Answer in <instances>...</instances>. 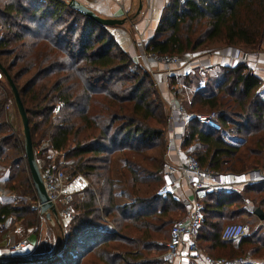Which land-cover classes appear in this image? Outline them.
<instances>
[{"label": "trees", "instance_id": "16d2710c", "mask_svg": "<svg viewBox=\"0 0 264 264\" xmlns=\"http://www.w3.org/2000/svg\"><path fill=\"white\" fill-rule=\"evenodd\" d=\"M69 1L0 0V62L18 88L36 156L45 157L46 165L48 151H57L63 161L58 165L71 168L69 182L79 175L89 181L70 201L73 218L59 245L48 255L31 256L44 260L0 259V264H163L165 259H147L152 251L165 255L173 218L183 206L171 194H138L137 185L164 181L166 101L110 26ZM263 43L264 0H168L144 50L181 55L220 44L251 50ZM222 69L219 78H208L185 102L192 113L216 112L222 131L193 118L182 146L193 145L200 164L221 174H263L264 82L245 61ZM183 81L189 86L193 79ZM6 93L0 92V167L9 171L5 187L14 202H0V222L12 218L29 229L40 224L38 197L24 132L14 130L5 110ZM118 184L130 190V202L117 203ZM247 201L264 212V181L204 196L197 237L203 252L219 257L217 251L229 249L231 258H264V226L236 246L221 238L228 221L255 217Z\"/></svg>", "mask_w": 264, "mask_h": 264}, {"label": "built area", "instance_id": "2783aa9c", "mask_svg": "<svg viewBox=\"0 0 264 264\" xmlns=\"http://www.w3.org/2000/svg\"><path fill=\"white\" fill-rule=\"evenodd\" d=\"M122 1V0H118ZM141 58L149 60H157L165 68L153 69L149 67L152 77L165 75L166 77L177 76L181 63L193 62L196 60H183L179 55H157L154 52H145L142 45ZM237 59H241L239 55ZM140 58V56H138ZM137 58V59H138ZM136 59V60H137ZM179 75V74H178ZM158 83L161 82L156 78ZM63 104V102H60ZM195 118L198 122L215 131H222V126L217 118V113L212 111L209 113H190L186 108L175 100L169 102V136L176 137L177 128H182L183 133L189 120ZM173 137L170 138L172 140ZM169 140V141H170ZM171 142V141H170ZM178 160L176 162L167 163L165 173L169 181L165 183L158 191L157 195L166 197L172 192V187L179 182L184 184L191 195L188 200V210L184 218L174 221L171 227L170 239L167 242V252L165 253L166 264H174L176 259L182 258L181 251H187V259L193 260L200 264H264V260H254L249 257L223 258L214 257L203 252L197 242L200 227L204 219V203L203 198L206 194L214 192L233 193L239 191V185L258 183L264 181V173L257 176V172L244 175H225L218 171L202 167L198 161L191 146L175 149ZM68 163L64 162V166ZM41 175L43 178L46 192L50 202L56 208L55 216L63 223L62 227H68L69 222L73 218V209L70 205V198L66 191V172L63 166H59L58 162L51 161L46 165L39 163ZM248 177L245 179V177ZM66 204L64 209H59V204ZM37 209L41 212V204L37 202ZM51 211V210H50ZM42 213V212H41ZM46 214V213H42ZM251 235L250 229L245 224H228L222 231L221 238L224 241L237 243ZM26 249V241L21 240L9 246L11 252H22Z\"/></svg>", "mask_w": 264, "mask_h": 264}, {"label": "crops", "instance_id": "0c3cea01", "mask_svg": "<svg viewBox=\"0 0 264 264\" xmlns=\"http://www.w3.org/2000/svg\"><path fill=\"white\" fill-rule=\"evenodd\" d=\"M82 4L94 10L99 16L103 18H119L124 19L125 22L123 25H116L110 27V31L114 34H119L118 38H122L118 40V43L121 47L128 51L132 57L135 59L137 55H141V46L143 41H147L154 35V32L159 23V19L162 13L164 6L167 4L168 0H78ZM129 35L125 34L127 31ZM132 33L133 35H131ZM115 36V35H114ZM117 36V35H116ZM242 55V54H241ZM244 61L253 70L255 74H257L264 82V52L258 53V56L250 58L245 54ZM229 57V56H228ZM226 57L225 61L222 55L215 56L213 59H201L197 61V64L200 62L202 65L203 62H210V65L214 67L211 69L214 71V77H217L220 72V67L223 65H230V58ZM243 57V55H242ZM145 59L144 57H142ZM232 59V58H231ZM145 60H143L144 62ZM224 61V62H223ZM146 62V61H145ZM223 62V63H222ZM230 62V63H229ZM222 63V64H221ZM155 66L164 67L162 64H154ZM210 70V69H208ZM160 91L165 99V101H171L175 99V95L170 91L169 82L164 79L161 80ZM183 129L177 128L176 137L169 136V140L173 137L172 145L179 146L182 143ZM173 149V148H172ZM175 150V149H174ZM58 155L57 151L49 150L48 158H54V156ZM178 160L177 152L171 151L168 154V161L176 162ZM249 174V173H247ZM230 175V174H229ZM233 175V174H232ZM9 171L5 168L0 167V182L8 179ZM248 177L246 176L245 179ZM169 181L167 174L164 170V182L167 183ZM89 181L82 175L76 177L73 181L66 183V191L69 195L70 200L75 194L81 195V191L88 185ZM244 186L239 185V190H241ZM117 188V187H116ZM172 193L176 196L178 200L187 201L191 198L190 192L188 188L179 182L175 183L172 187ZM115 199L118 204H125L130 202L126 192L123 189H119L115 191ZM127 199V200H125ZM248 209V208H247ZM249 210V209H248ZM250 211V210H249ZM255 210L252 211L254 213ZM254 215L258 218L259 223H264V220H261L255 213ZM49 219L51 217H48ZM47 219V218H46ZM48 222V220H46ZM10 222H12V218H9L6 222L1 223V228L8 229L4 234V242L11 243L13 241H17L18 239H22L26 241V249L20 253V256L31 257L34 255H46L49 254L52 250H54L62 238V230L61 226L57 222H52V227H56V230H52L55 234L52 237V233L50 231L44 230L45 224H41L39 228V232L37 231L38 227L25 229L19 223L13 225L11 227ZM69 225V224H68ZM8 236V237H7ZM233 243V242H232ZM238 243V242H237ZM13 244V243H12ZM5 245V244H4ZM206 253V252H205ZM182 258L176 259L174 264H200L187 259V251H181ZM9 252L5 248H0V256H7ZM254 260L252 256H249ZM264 260V259H262ZM166 264V260L164 262Z\"/></svg>", "mask_w": 264, "mask_h": 264}, {"label": "rangeland", "instance_id": "374dc122", "mask_svg": "<svg viewBox=\"0 0 264 264\" xmlns=\"http://www.w3.org/2000/svg\"><path fill=\"white\" fill-rule=\"evenodd\" d=\"M125 34L129 35V32L127 31ZM130 34L133 35L132 33H130ZM114 35H115L114 37L116 38L117 41L119 39H122V38H118L119 37V34H114ZM142 45H145V41H143ZM142 48H141V50H142ZM260 52H264V43L261 45L260 48L251 49V50L250 49H240L238 47H232V46H227V45L220 44V45L214 46V47L213 46L212 47H208V48L207 47H203V48H199L198 50H195V51H187V52L179 55L183 60H193L194 59L196 61H193V62H187L186 61V62L181 63L180 66H177V67H179V70L176 72L177 76L175 78L178 80V83L175 85L174 89H172L171 86H170V91L172 92V94H174L176 96L174 100L177 101L178 103H181L186 108V110H187V107H186V103L185 102L186 101L188 102L191 99V95L193 94V92L195 91V89L198 88L199 86L200 87L203 86L205 84V82L207 81L208 78H211V79L216 78V77H214L215 76L214 75V71L211 70V69H214V67L210 65V62H206V63L203 62V64L201 65L200 62L197 64V61H200L201 59H203V60L213 59L215 56L222 55L223 58H224V61H225V58L229 56L228 58H230L231 64H232L233 62H237L238 60L244 61L245 60L244 59V56L246 58V55L245 54H248L247 56H250V58H253L255 56H258V53H260ZM147 53H149V52H147ZM241 54L243 55V57H242ZM237 55H239L241 57V59H237V57H236ZM138 56H140V58H138ZM135 57H136L135 58V61L139 65H141L144 68H146L148 71H149V67H152L153 69H157L158 68V69H161V70L165 68V67H160L159 68L158 66H155L154 64H161V63H158L157 60H154L153 61V60H149V59L148 60L147 59H143V58H141V55H137ZM143 60H145L146 62L145 61L143 62ZM222 67H223V65L220 67L221 68L220 69V72L217 73V74H219L217 76L218 78L222 75V72H223ZM208 69H210V70H208ZM149 73H150V71H149ZM186 76H190V78L193 79V82L190 83L189 86H187L185 83H183L184 82L183 80L185 79ZM156 78H159L160 80H163L164 79L165 81H168L169 82V85H170V79H171V77H166L163 74L162 75H159V76H157L155 78L153 77L154 81L157 84V87H158L159 92H161L160 91V85H159L161 82L158 83V80ZM8 90L9 91H12L11 88H10V85H9L8 81L6 80V78L3 75V73L0 71V92L3 91V93H6V92L8 93V94L6 93L7 101H6L5 110L7 111L9 122L13 125L14 130L16 132H19V133L21 132L22 133L23 132V124H22L21 116H20L19 111L17 109L14 95H11L8 92ZM175 90H178V92H179L178 95L175 94ZM12 94H13V92H12ZM161 95H162V93H161ZM162 97H163V95H162ZM169 102L166 101L167 108H168L167 135H166L167 136V152H166V162L167 163H170V161H168V154L171 151H175L174 149L177 148L176 145L175 146L172 145V141L171 142L169 141V133H168V130H169V120H168V118H169ZM190 113H192V112H190ZM172 140H173V138H172ZM45 146H46V144L44 143L42 145V147L45 148ZM178 147L185 148L184 146H182V143ZM186 147H188V146H186ZM191 149L193 150V154H194L195 153V149H194V146L193 145L191 146ZM35 152L37 154V151H35ZM47 154H46V156H47ZM47 158H48V156H47ZM48 159H50V158H48ZM37 160H38V163L44 165L45 164V161H46V158L45 157H39V159L37 158ZM51 161H62V156L61 155H56V156H54V158H51L50 159V162ZM70 164L71 163L69 162V165H67V166H70ZM119 164H120L119 159H117L115 161V169H114L115 170V173L114 174H115V177L116 178L118 177V175H117L116 172H117V167H118ZM65 172H66V180H67L68 179V175L71 174V168L70 167H66L65 168ZM5 183H6V180L0 182V202H3L2 201V196L3 195H7V196H10L12 198L14 196V194L13 195H10V194L7 193L6 187H5L6 186ZM165 183L166 182H164V181L161 182V183H159V182L157 183L156 182V183L151 184L150 186H148L146 184H138L137 185L138 194H146V193H149L151 191L153 192L155 190L157 192ZM116 189L117 190L123 189L126 192L129 200L130 199L131 200L133 199V195L130 192V190L127 188L126 185H124V184H118ZM116 189H115V191H116ZM170 194L171 195H174L172 192ZM125 200H127V199H125ZM179 202H181V204H182L183 207L175 215V217L173 218V221L182 219L187 214L188 203L184 202L181 199L179 200ZM65 206H66V204L63 203V202H61L59 204L58 208L59 209H64ZM245 207L248 208L250 210V212H252L255 209L256 206L252 202L247 201L246 204H245ZM36 208H37V204H36ZM257 208H259V207H257ZM37 212H38V215H39V218H40V224H39V226L37 228L38 229L37 230L38 232H39L40 225L43 223L46 226V227H44V230L46 229L47 231H50L52 233V237H53L55 234L52 232V230L53 229L56 230V227H52V225H53L52 222H54V223L57 222L61 226V230H62V233H63V230L66 227H62L63 223L61 222V220H59V219L56 218V216H55L54 213L51 212L50 215L42 214L38 209H37ZM48 217H51V218L49 219ZM46 220H48V222ZM17 223H19L23 228L27 229L26 226L23 223L16 222V221H14V219H12V222H10L11 227H14L13 225H15ZM0 224H1V222H0ZM227 224H245L250 229V233L251 234H253L257 230H259L260 226H264V223H259V220H258V218L256 216L255 217L252 216L249 219L246 218V217H244V219L241 218V219H238V220H231V221H228L225 225H227ZM35 229L33 228V230H35ZM7 230L8 229H6V228H1L0 227V248L7 249V251L9 252V255L2 256V257L0 256V259L26 258L24 255L23 256H20L18 254L20 252L16 253V252H11L9 250V246L12 243H17V242L21 241L23 238L20 239V240L18 239L17 241H13L11 243H8V241H7V242L4 243L5 245L3 244V242H4V239H3L4 238V234H5V232H7ZM238 243H233V246H236ZM228 252H229V249H227V250H219V251H217V254H215V255H217L219 257H223V258H231L230 255H228ZM156 254H158V253H156V251H152V254L149 256V259H147V261H149V260H152L153 261V260H161V259L163 260V259H165V257H164L165 255H163V254L162 255H156ZM237 257H249V256H247V255H245V256L240 255V256H235L234 258H237ZM253 258H255V257H253ZM255 259L262 260L264 258L263 257L262 258L259 257V258H255Z\"/></svg>", "mask_w": 264, "mask_h": 264}, {"label": "water", "instance_id": "95a60500", "mask_svg": "<svg viewBox=\"0 0 264 264\" xmlns=\"http://www.w3.org/2000/svg\"><path fill=\"white\" fill-rule=\"evenodd\" d=\"M69 5L72 8L82 12L87 17H89V18L93 19L94 21H96L100 24H103L105 26L113 27L116 25H123L125 22L124 19H119V18H103V17L99 16L94 10H92L91 8L82 4L78 0H70ZM0 71L3 73V75L5 76L6 80L8 81V83L10 85V88H11L13 95H14V98H15V103H16L17 109H18L19 114L21 116V120H22V124H23V132L25 135V154H26L28 166H29V169L31 172V177L33 180L34 188H35L36 193H37L38 201L41 204V212L46 213L47 215H50L51 212L55 214L56 208L53 206L52 202H50L49 196H48L46 189H45V186H44V182H43V178L41 175V171H40L39 163L37 160L36 152H35L34 147H33V141H32V136H31V131H30L28 115H27L26 109L24 107V104L22 102V99L20 97L18 88H17L16 84L14 83L11 75L8 73V71L2 65L1 62H0ZM256 175L258 176L259 172H257ZM2 201L12 203L14 201V198L7 196V195H3ZM254 213L261 220H264V212L262 209L256 208ZM46 255H48V254H46ZM44 259H45V257H38V258H31L30 257V258H27L25 261L31 263V262H39V261H42ZM14 262H18V260H14Z\"/></svg>", "mask_w": 264, "mask_h": 264}]
</instances>
